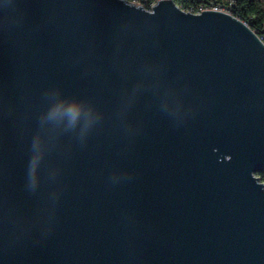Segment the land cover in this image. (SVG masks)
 <instances>
[{"label":"water","instance_id":"water-1","mask_svg":"<svg viewBox=\"0 0 264 264\" xmlns=\"http://www.w3.org/2000/svg\"><path fill=\"white\" fill-rule=\"evenodd\" d=\"M264 45L171 0H0V264H264Z\"/></svg>","mask_w":264,"mask_h":264},{"label":"trees","instance_id":"trees-1","mask_svg":"<svg viewBox=\"0 0 264 264\" xmlns=\"http://www.w3.org/2000/svg\"><path fill=\"white\" fill-rule=\"evenodd\" d=\"M134 1V0H127ZM178 7L185 10L196 9L199 2H206L207 0H171ZM238 15L241 19L247 21L251 27L256 28L261 32V28L264 22V11L260 6L258 0H238ZM256 176L264 184V172L256 173Z\"/></svg>","mask_w":264,"mask_h":264},{"label":"built area","instance_id":"built-area-1","mask_svg":"<svg viewBox=\"0 0 264 264\" xmlns=\"http://www.w3.org/2000/svg\"><path fill=\"white\" fill-rule=\"evenodd\" d=\"M156 1L157 0H134L130 2L140 4L145 10L150 11L152 4ZM237 8L238 0H207L206 2H199L196 9L194 10H184L195 14H199L202 10L207 9L226 12L246 25L256 35L258 40L264 45V22L261 28V32H259L256 28L251 27V25L247 21L240 18L237 12Z\"/></svg>","mask_w":264,"mask_h":264},{"label":"rangeland","instance_id":"rangeland-1","mask_svg":"<svg viewBox=\"0 0 264 264\" xmlns=\"http://www.w3.org/2000/svg\"><path fill=\"white\" fill-rule=\"evenodd\" d=\"M258 2H259L260 6L262 7V9L264 11V0H258Z\"/></svg>","mask_w":264,"mask_h":264}]
</instances>
